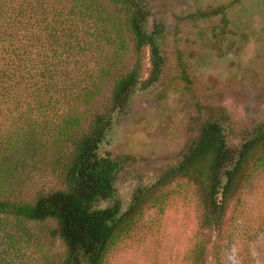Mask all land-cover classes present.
<instances>
[{
    "label": "trees",
    "instance_id": "trees-1",
    "mask_svg": "<svg viewBox=\"0 0 264 264\" xmlns=\"http://www.w3.org/2000/svg\"><path fill=\"white\" fill-rule=\"evenodd\" d=\"M165 37L144 0H0V264H17L31 245L9 225L28 232L49 220L64 248L56 264H103L145 207L161 206L181 181L195 187L204 228L221 230L230 200L264 168V122L230 145L219 120L202 121L180 161L136 186L125 209L116 199L125 159L100 150L135 93L158 84ZM42 170L52 185H35ZM197 248L193 263L204 264Z\"/></svg>",
    "mask_w": 264,
    "mask_h": 264
},
{
    "label": "rangeland",
    "instance_id": "rangeland-1",
    "mask_svg": "<svg viewBox=\"0 0 264 264\" xmlns=\"http://www.w3.org/2000/svg\"><path fill=\"white\" fill-rule=\"evenodd\" d=\"M144 1L150 20L166 32L163 71L156 86L135 93L129 111L113 120L100 145L125 159L116 193L122 209L136 186L154 182L180 161L202 121L219 120L230 145L264 122V0ZM149 58L144 47L142 80ZM40 173L35 185L55 182ZM233 197L216 232L201 223L195 187L173 183L162 205L146 206L103 264H194L200 243L204 264H264V168L255 169ZM24 227L28 232L16 223L8 226L22 239L31 234L28 252L16 256V263L56 264L64 248L50 234L54 221Z\"/></svg>",
    "mask_w": 264,
    "mask_h": 264
}]
</instances>
